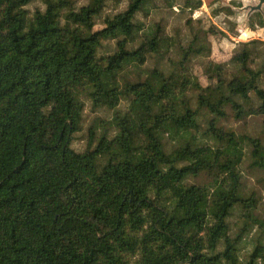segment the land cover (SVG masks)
Instances as JSON below:
<instances>
[{"label":"trees","instance_id":"obj_1","mask_svg":"<svg viewBox=\"0 0 264 264\" xmlns=\"http://www.w3.org/2000/svg\"><path fill=\"white\" fill-rule=\"evenodd\" d=\"M115 1L0 0V264H264L263 41Z\"/></svg>","mask_w":264,"mask_h":264},{"label":"rangeland","instance_id":"obj_2","mask_svg":"<svg viewBox=\"0 0 264 264\" xmlns=\"http://www.w3.org/2000/svg\"><path fill=\"white\" fill-rule=\"evenodd\" d=\"M85 2L86 0H80ZM115 1V0H113ZM127 0H116L115 4H119L120 7H124ZM197 0H177L172 8H169L163 0L158 3L155 19H163V22L167 24L169 33L173 34L178 32L182 39L185 41L192 38L193 46L200 48L202 46L209 47L210 51L203 57H199L193 63L192 71L203 69L208 63L214 65L220 62L227 61L238 52L243 51L247 57L251 56V41L259 40L264 43V27H260L259 24L264 22V19L259 13H254L250 17L249 24L255 25L252 30L247 29L249 24L245 23V13H234L230 10L232 7H243L244 5L253 3V0H201V7L196 10L192 15L189 14V2ZM39 0H34V4H38ZM114 3V2H113ZM229 7H228V6ZM113 8V6L111 7ZM217 8L221 9V12L217 16H213L212 10ZM201 19V22L198 20ZM201 23H205L206 26L211 25L213 34H207ZM237 24L243 28L242 35L236 36L232 33V27ZM245 30V31H244ZM264 50V44L262 46ZM242 83L247 84L251 77L250 71H244L240 73ZM84 126H89L93 123L96 117H101L100 112L87 109L85 114ZM258 120L257 123H260ZM78 140L74 143V146L78 149L84 147V140L86 139L85 132L78 134Z\"/></svg>","mask_w":264,"mask_h":264},{"label":"water","instance_id":"obj_3","mask_svg":"<svg viewBox=\"0 0 264 264\" xmlns=\"http://www.w3.org/2000/svg\"><path fill=\"white\" fill-rule=\"evenodd\" d=\"M228 6V5H227ZM229 7V6H228ZM234 13H242L245 15V23L247 24L250 17L254 13H259L264 19V0H253V3L244 5L243 7H229Z\"/></svg>","mask_w":264,"mask_h":264},{"label":"bare ground","instance_id":"obj_4","mask_svg":"<svg viewBox=\"0 0 264 264\" xmlns=\"http://www.w3.org/2000/svg\"><path fill=\"white\" fill-rule=\"evenodd\" d=\"M242 32H243V28L241 29V27L239 25H237V24H234L233 25V27H232V33H234V35L240 36V35H242Z\"/></svg>","mask_w":264,"mask_h":264},{"label":"flooded vegetation","instance_id":"obj_5","mask_svg":"<svg viewBox=\"0 0 264 264\" xmlns=\"http://www.w3.org/2000/svg\"><path fill=\"white\" fill-rule=\"evenodd\" d=\"M249 24V23H248Z\"/></svg>","mask_w":264,"mask_h":264}]
</instances>
